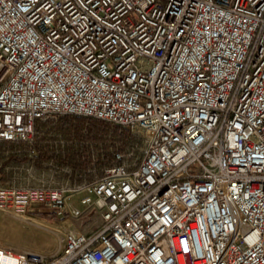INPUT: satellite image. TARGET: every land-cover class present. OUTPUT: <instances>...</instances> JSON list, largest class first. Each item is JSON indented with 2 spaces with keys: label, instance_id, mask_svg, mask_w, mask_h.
Returning a JSON list of instances; mask_svg holds the SVG:
<instances>
[{
  "label": "built area",
  "instance_id": "obj_1",
  "mask_svg": "<svg viewBox=\"0 0 264 264\" xmlns=\"http://www.w3.org/2000/svg\"><path fill=\"white\" fill-rule=\"evenodd\" d=\"M61 116L140 134L141 154L69 194L0 171V212L102 222L0 264H264V0H0V142Z\"/></svg>",
  "mask_w": 264,
  "mask_h": 264
},
{
  "label": "rangeland",
  "instance_id": "obj_2",
  "mask_svg": "<svg viewBox=\"0 0 264 264\" xmlns=\"http://www.w3.org/2000/svg\"><path fill=\"white\" fill-rule=\"evenodd\" d=\"M78 120H81L80 126L83 128V134L88 135L89 119L72 116L38 121L35 130L37 128L41 132L52 131L58 126L60 127L61 122H78ZM97 132L98 140L86 136L81 145L92 162L100 156L105 157L106 153L112 155L115 151L121 150L126 133L131 136V143L125 149L135 147V156H140V134L131 133L122 127L108 123L105 126H100ZM58 135H60L58 139L62 140L61 143L64 147L65 141L61 138V134L58 133ZM10 154L11 148L0 142V171L3 183L16 187L54 188L63 190L66 194L98 179L104 169L110 166L105 164L96 167L90 164L80 176L81 179H73L70 177V168L59 166L53 162L46 163L44 168L37 167L30 160L36 155L34 151H30L28 159L20 161L8 159ZM75 200L72 198L71 204L77 205ZM101 223L98 214H84L79 218H74L68 213L58 215L43 206L35 207L32 212L21 218L0 212V247L12 252H28L38 257L50 258L59 251L61 238L65 231L77 230L88 234L97 230Z\"/></svg>",
  "mask_w": 264,
  "mask_h": 264
},
{
  "label": "trees",
  "instance_id": "obj_3",
  "mask_svg": "<svg viewBox=\"0 0 264 264\" xmlns=\"http://www.w3.org/2000/svg\"><path fill=\"white\" fill-rule=\"evenodd\" d=\"M86 119H89L88 135L83 134V128L80 126L81 120H78V122H61L60 127L58 126V128H55L52 131L41 132L36 128L32 140L28 142H3V144H7V146L11 148V154L8 159L16 161L26 158L28 159L30 151H34L36 155L31 157L30 160L37 167L44 168L46 163L53 162L59 166L70 168V177L73 179H81L80 176H82L90 164L96 167H101L105 164L111 165L113 163L112 155L106 153L105 157L100 156L92 162L83 150L81 145L86 136L90 139L98 140V129H100V126H105V124H107L106 122L97 119ZM37 123L35 127H37ZM58 133L61 134V138L65 141L66 145L64 147L61 143L62 140L60 141L58 139V136H60ZM130 143L131 136L126 133L123 138L121 150L128 147Z\"/></svg>",
  "mask_w": 264,
  "mask_h": 264
}]
</instances>
